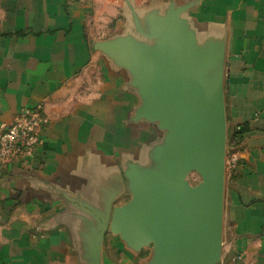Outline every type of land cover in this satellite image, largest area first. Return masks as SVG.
Returning a JSON list of instances; mask_svg holds the SVG:
<instances>
[{
    "label": "crops",
    "instance_id": "0c3cea01",
    "mask_svg": "<svg viewBox=\"0 0 264 264\" xmlns=\"http://www.w3.org/2000/svg\"><path fill=\"white\" fill-rule=\"evenodd\" d=\"M140 18L184 10L199 47L223 54L238 165L225 172L219 264H264V0H127ZM135 35L125 0H0V125L41 106L32 157L0 167V264H90L93 236L130 199L125 172L150 167L163 136L135 119L128 73L94 49ZM106 232L101 264H146Z\"/></svg>",
    "mask_w": 264,
    "mask_h": 264
},
{
    "label": "water",
    "instance_id": "95a60500",
    "mask_svg": "<svg viewBox=\"0 0 264 264\" xmlns=\"http://www.w3.org/2000/svg\"><path fill=\"white\" fill-rule=\"evenodd\" d=\"M126 1L135 35L96 43L125 70L140 104L135 119L155 125L161 142L151 166L130 165V199L105 218L93 236L90 264H101L104 234L118 236L146 264H219L222 250L227 122L223 54L199 47L184 10H150L141 18ZM196 173L199 184L187 177Z\"/></svg>",
    "mask_w": 264,
    "mask_h": 264
},
{
    "label": "built area",
    "instance_id": "2783aa9c",
    "mask_svg": "<svg viewBox=\"0 0 264 264\" xmlns=\"http://www.w3.org/2000/svg\"><path fill=\"white\" fill-rule=\"evenodd\" d=\"M47 124L41 106L24 108L17 112L12 121L0 125V167L26 157H32L41 144V130ZM225 172L238 165L235 147H227Z\"/></svg>",
    "mask_w": 264,
    "mask_h": 264
},
{
    "label": "trees",
    "instance_id": "16d2710c",
    "mask_svg": "<svg viewBox=\"0 0 264 264\" xmlns=\"http://www.w3.org/2000/svg\"><path fill=\"white\" fill-rule=\"evenodd\" d=\"M240 139H241V133L237 131V129L234 130L228 129L227 144L229 147H236Z\"/></svg>",
    "mask_w": 264,
    "mask_h": 264
},
{
    "label": "rangeland",
    "instance_id": "374dc122",
    "mask_svg": "<svg viewBox=\"0 0 264 264\" xmlns=\"http://www.w3.org/2000/svg\"><path fill=\"white\" fill-rule=\"evenodd\" d=\"M228 126H227V139H228ZM228 147V144H227ZM187 182L191 185V186H195L197 184H199L200 182V177L196 174V173H191L188 175L187 177Z\"/></svg>",
    "mask_w": 264,
    "mask_h": 264
}]
</instances>
